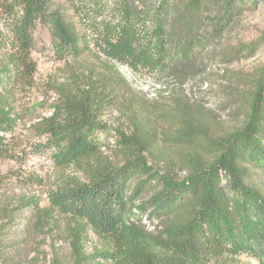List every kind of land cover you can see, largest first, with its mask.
Instances as JSON below:
<instances>
[{
    "label": "trees",
    "instance_id": "obj_1",
    "mask_svg": "<svg viewBox=\"0 0 264 264\" xmlns=\"http://www.w3.org/2000/svg\"><path fill=\"white\" fill-rule=\"evenodd\" d=\"M261 4L0 0V163L50 151L56 169L81 172L34 215L36 233L60 227L67 264H241L240 255L264 264V61L249 72L233 71L228 65L252 58L258 46L222 40ZM38 24L49 27L59 60L79 59L91 38L110 60L158 76L160 107L139 110L120 100L115 83L89 74L59 89L49 115L29 119L37 142L18 143L16 127L32 107L21 96L36 84L31 55ZM220 65L226 67L218 96L209 69ZM196 79L228 120L176 94ZM118 104L128 130L115 129L112 146L98 145L93 132H105L99 117ZM3 180L0 171V185ZM11 211L0 220V264H11L8 251L17 252L4 239L16 225ZM52 264L64 263L54 258Z\"/></svg>",
    "mask_w": 264,
    "mask_h": 264
},
{
    "label": "rangeland",
    "instance_id": "obj_2",
    "mask_svg": "<svg viewBox=\"0 0 264 264\" xmlns=\"http://www.w3.org/2000/svg\"><path fill=\"white\" fill-rule=\"evenodd\" d=\"M99 13V12H98ZM81 14L82 11H81ZM106 14V12H102ZM105 16V15H102ZM34 47L32 58L36 63L35 89L21 96L23 103L32 105L23 122L16 127L15 137L23 146L30 142H37L33 132L28 128L29 119L39 115L50 114V106L58 100V92L61 87L71 84L75 79L81 80L82 76H90L92 81L101 82L107 79V86L116 84L115 89L120 93V100H129L136 104L140 110L143 107L158 109L160 98L157 90L160 87L158 76L150 75L144 71H131L127 66L110 60L100 53L92 44L91 38L86 41V50L76 61L72 59L59 60L52 47V39L49 27L38 24L33 30ZM224 44H249L256 42L258 49L250 59L228 65L229 69L245 72L262 65L264 61V4L258 6L255 11L246 12L240 16L235 24L223 34ZM226 66H210V82L214 95H220L219 89L224 85L221 78L222 69ZM162 81H166L163 78ZM219 93H218V92ZM176 94L186 97L190 102L199 104L205 109L213 110L221 120H228L226 113L217 109L216 99L201 87L199 80L186 83L176 89ZM165 97H168L165 95ZM169 101V99H165ZM122 106L115 105L107 108L99 121L105 125V132L94 131L92 137L98 145L112 146L115 141V129L128 130L124 116L121 115ZM105 152L108 150L105 149ZM0 171L4 180L0 185V220L6 219V210L14 209L10 215H16L12 230H7L6 243H16V253L8 251L11 264H52L54 258L62 263L69 261V247L65 235L58 226L52 225L48 230L34 232L36 209L49 206V197L52 192L68 181L76 177L82 178L81 172L76 167L56 169L51 159L50 151L38 154H29L23 161L15 162L5 160L0 163ZM183 174V173H182ZM94 238L89 233L87 250L90 252ZM55 254V255H54ZM241 264H258L257 260L249 255L238 257Z\"/></svg>",
    "mask_w": 264,
    "mask_h": 264
}]
</instances>
